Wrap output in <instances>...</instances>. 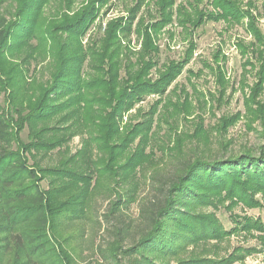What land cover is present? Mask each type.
Here are the masks:
<instances>
[{"label":"trees","instance_id":"obj_1","mask_svg":"<svg viewBox=\"0 0 264 264\" xmlns=\"http://www.w3.org/2000/svg\"><path fill=\"white\" fill-rule=\"evenodd\" d=\"M51 1L0 0V92L6 95V103L0 104V264H80L77 243L90 220L92 199L104 187L114 190L104 181L144 175L155 157L156 149L149 146L167 121L170 106H175L176 117L184 110L189 113V107L166 98L197 46L192 39L183 59L157 68L165 27L178 25L187 38L208 21L242 24L252 36L250 42H236L242 58L251 51L264 56V31L257 22L264 5L255 14V0H207L204 5V0H135L127 15L108 23L102 37L86 43L111 0H83L80 5L78 0H62L59 11L46 17ZM152 4L156 17L139 15ZM134 34L138 50L130 46ZM220 55L214 56L216 66L208 60L204 65L225 88L229 79L225 64L218 63ZM43 62L49 70L46 81L37 71V63ZM154 68L156 78L151 75ZM258 77L245 98L251 130L253 120L264 121V100H258L264 92V58ZM151 95L157 99L143 111L139 104ZM133 111L140 119L132 121L131 116L122 123ZM240 115H223L220 132H227ZM26 127L29 142L21 137ZM79 133L86 137L76 155L59 166L40 164L38 154L65 146ZM197 133L207 140L202 128ZM260 133L263 141L255 152H229L230 145L220 142L223 154L194 157H185L188 135L171 140L170 134L161 148L164 156L175 158L174 165L164 177L156 169L150 174L153 181L139 203L138 236L130 240L131 223L121 225V211L138 202L139 185L110 201L104 219L112 223L107 231L112 238L99 248L103 258L111 264H235L259 253L264 260L261 218L231 213L235 225L225 228L215 214L226 201L231 210L240 203L252 209L264 206L257 198L264 197V129ZM49 177L45 188L42 182ZM255 232V246H236L222 257L197 253L199 246L208 252L206 245L212 241Z\"/></svg>","mask_w":264,"mask_h":264},{"label":"rangeland","instance_id":"obj_2","mask_svg":"<svg viewBox=\"0 0 264 264\" xmlns=\"http://www.w3.org/2000/svg\"><path fill=\"white\" fill-rule=\"evenodd\" d=\"M83 0H78L76 5H80ZM181 0H177L176 4ZM207 0L203 1V5ZM247 2L248 0H243ZM110 3L105 4L104 11L107 10L105 16L102 15L97 22L91 27L87 33V37L84 39V43L89 38L98 39L104 35L105 29L108 23L119 16L127 15V10L133 7L135 0H111ZM257 9H254V13L262 12L264 0H255ZM62 5V0H52L50 5L46 9V17H51L59 11ZM177 6V5H176ZM149 8L144 6L141 9L139 15L144 14L147 18L156 17V9L154 4ZM152 13H151V12ZM151 14V16H150ZM258 26L264 31V16L258 20ZM231 26V27H230ZM228 26V22L225 20L208 21L206 24L197 28L192 36L185 38L186 34L181 31V27L178 25H169L165 27L160 35L158 45L160 47V53L157 56L159 67H162L166 63L172 61H178L183 59L189 48V41L192 39L196 43V50L191 59V62L184 68L179 77L172 83L168 90H170L168 98L173 104L181 107H189L180 112L176 117L175 106H170V111L166 115V120L161 128L157 130V138L153 139L149 146L156 149L155 157L147 169H145L146 176L138 174L137 178L130 181H123L119 178H109L104 181L107 186L113 187L114 190H106L105 187L95 195L92 199V210L90 212V220L86 223L84 233L78 241L76 257L80 264H111L109 260L104 259L99 248H105L108 244V240L112 238L110 233L107 232L111 228L112 223L109 224L104 219V214L109 210L110 201L117 198L118 194H125V191L131 189L134 184H138V190L136 194L138 196V202L128 204L121 211V223L122 226L131 223L130 240L131 237L138 236V229L141 221L139 220V203L141 199L148 194L147 189L150 188L149 183L153 181L150 179L155 169L159 170V177H164L170 174L172 166L174 165L175 158L171 155L164 156L163 146L169 141V135L172 134L171 140L176 136H189L184 140V147L186 149L185 157H194L195 154H214L216 151H221L222 147L220 142L230 145L229 152H236L245 148H252L255 152L258 146L262 143L261 131L264 129V121L253 120V129H248L247 122L250 121L245 98L250 95L252 88L259 81L258 71L259 66L264 58L259 56V53H253L252 51L245 57L247 59V65H245V58L240 55V50L237 45L239 39L250 42L252 36L246 32L242 24H235ZM132 42L130 46L134 50L140 49V44L137 42V37L134 34L130 36ZM127 41V40H126ZM222 52V53H221ZM221 54V55H220ZM215 55H220L218 63L225 64V74L229 79L226 82L225 88L221 87L218 82L217 75L204 65V61L217 65V61L214 60ZM225 56V58L223 57ZM250 64H249V63ZM36 64H32L31 69L35 68ZM157 68L152 70L151 75L157 77ZM203 70V71H200ZM38 77L40 80L46 81L49 77V70L46 62L37 63ZM192 72L195 74L192 75ZM264 87V85H263ZM224 90V91H223ZM157 96L151 95L143 100L139 105L143 111H148L151 108V104L155 102ZM258 100H264V92L258 97ZM6 95L0 92V104L6 103ZM181 108V109H182ZM240 112V119L237 123L228 127L227 132H220L221 119L223 115L232 116ZM133 113H126L123 117V122L130 120ZM135 117V116H133ZM138 117V118H137ZM201 118V119H200ZM139 120V116L136 115L132 121ZM202 128L207 134V140L199 138L198 131ZM28 127H26L21 137L24 141L29 142ZM81 133L74 135V137L68 141L65 146H59L51 152H45L38 154L40 164L44 167L59 166L60 162L68 160L71 156L76 155L80 148H82L83 138ZM150 150V149H149ZM221 151L220 154H223ZM43 154V156H41ZM35 160V159H34ZM31 159V161H34ZM143 173V172H142ZM50 177L45 178L42 182L43 187L48 188ZM257 198L264 201L262 194H258ZM229 202L226 201V205ZM225 206H221L219 210L215 212L216 216L221 220L225 228H231L235 225L231 218V213L238 215H248L250 217L261 218L264 221V206L247 208L242 203L235 206L232 210ZM214 209L208 210L209 212ZM118 214L117 216H119ZM115 223H117L114 220ZM257 232L254 235L247 233H236L227 238L223 242L212 241L208 243L206 247L208 252L203 251L204 246L197 248V253H206L217 256H226L236 246H255L258 244ZM128 240V243L130 242ZM127 244V243H126ZM264 262L263 255L255 253L245 259V262L235 264H259Z\"/></svg>","mask_w":264,"mask_h":264}]
</instances>
